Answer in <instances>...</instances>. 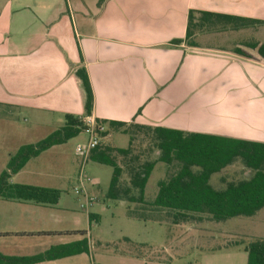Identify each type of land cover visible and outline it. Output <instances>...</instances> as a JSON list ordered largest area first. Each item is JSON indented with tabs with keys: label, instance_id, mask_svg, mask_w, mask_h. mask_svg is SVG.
I'll return each instance as SVG.
<instances>
[{
	"label": "crops",
	"instance_id": "0c3cea01",
	"mask_svg": "<svg viewBox=\"0 0 264 264\" xmlns=\"http://www.w3.org/2000/svg\"><path fill=\"white\" fill-rule=\"evenodd\" d=\"M191 9L264 20V0H0V105L25 109L38 124L82 116L86 96L75 71L85 65L95 119L264 143V58L233 51L244 40L264 42V25L202 32L205 42L190 46ZM61 199H0V252L34 255L85 238L77 211ZM251 217L263 219L264 208ZM89 243V253L36 264H90ZM206 257L207 264L248 261L245 247Z\"/></svg>",
	"mask_w": 264,
	"mask_h": 264
},
{
	"label": "trees",
	"instance_id": "16d2710c",
	"mask_svg": "<svg viewBox=\"0 0 264 264\" xmlns=\"http://www.w3.org/2000/svg\"><path fill=\"white\" fill-rule=\"evenodd\" d=\"M264 25V20L232 14L191 9L189 12L186 41L198 46L194 36L198 32L222 31L227 29H253ZM183 40H175L181 43ZM235 53L253 57L255 51L264 58V42L244 40L233 48ZM75 74L85 91V114L67 113L65 123L35 143L22 144L10 155L6 167L0 173V199L27 201L43 205H55L60 201L59 188L13 182L12 177L42 152L55 145L63 144L85 130L83 118L91 115L94 94L85 65L78 67ZM107 127L104 136L111 130L129 134L127 147H114L102 142L92 150L89 159L114 168L108 189V197L138 206L131 216L143 220L172 223L201 219L203 215L214 221L245 216H254L264 208V143L215 134L187 132L180 129L151 126L117 120L97 119ZM137 130V131H136ZM143 134L147 149H134L135 134ZM158 150L157 157L150 155ZM118 155L122 157L118 160ZM236 160L251 169L252 175L231 181L217 188L211 183L215 173L220 172ZM158 162L168 165V173L158 182V192L153 200L146 199V187ZM90 221L97 215L90 213ZM247 264H264V238H256L245 246ZM87 237L80 240L52 245L34 255H6L0 252V264H36L80 253H89Z\"/></svg>",
	"mask_w": 264,
	"mask_h": 264
},
{
	"label": "rangeland",
	"instance_id": "374dc122",
	"mask_svg": "<svg viewBox=\"0 0 264 264\" xmlns=\"http://www.w3.org/2000/svg\"><path fill=\"white\" fill-rule=\"evenodd\" d=\"M200 34L196 33L194 39L205 42V37ZM212 43L221 44L222 41L213 40ZM46 121L38 124L27 110L0 105V172L6 167L10 155L17 151L16 147L41 140L61 127L65 123V116H46ZM111 132L113 136L104 138L102 144L128 146L129 134ZM144 137L143 134H135L136 152L147 149ZM88 138L89 135L83 131L67 142L53 146L32 158L23 171L12 179L13 182L61 189L63 204L77 211L75 216L78 217V227L93 244L90 264H143L142 261L147 264H207L208 255L217 251L242 249L256 238H264V218L243 216L229 219L228 222L237 223L238 229L233 231L227 221H214L207 215H203L200 220L191 219L180 224L172 223L168 216H164L162 222L131 216V210L138 208L137 205L129 206L128 202L107 195L114 168L91 159L86 162L85 170L93 179L88 187L97 201L88 211L82 209L74 187L79 184L83 160L76 153L75 147L78 143L85 144ZM158 153L155 149L150 156L155 158ZM118 158L121 161L120 155ZM167 167L164 162L156 164L146 187L147 200L155 199L158 182L165 178ZM246 170L249 168L241 160H236L214 174L211 183L219 187L223 180L239 179L253 172ZM90 211L97 214L98 220H89Z\"/></svg>",
	"mask_w": 264,
	"mask_h": 264
},
{
	"label": "built area",
	"instance_id": "2783aa9c",
	"mask_svg": "<svg viewBox=\"0 0 264 264\" xmlns=\"http://www.w3.org/2000/svg\"><path fill=\"white\" fill-rule=\"evenodd\" d=\"M83 121L86 125L84 131L89 135V138L85 144L78 143L75 147L76 153L82 157L83 164L79 171V184L74 187V191L78 195L80 207L88 211L96 203L97 197L89 191L88 184L92 183L93 179L86 173L85 165L92 150L105 138L103 134L107 131V127L105 124L98 122L92 115L85 116Z\"/></svg>",
	"mask_w": 264,
	"mask_h": 264
}]
</instances>
